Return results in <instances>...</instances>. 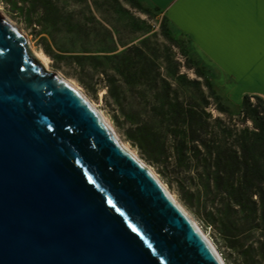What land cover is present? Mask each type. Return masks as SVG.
Wrapping results in <instances>:
<instances>
[{
	"label": "water",
	"instance_id": "water-1",
	"mask_svg": "<svg viewBox=\"0 0 264 264\" xmlns=\"http://www.w3.org/2000/svg\"><path fill=\"white\" fill-rule=\"evenodd\" d=\"M0 264H224L155 175L1 13Z\"/></svg>",
	"mask_w": 264,
	"mask_h": 264
},
{
	"label": "trees",
	"instance_id": "trees-1",
	"mask_svg": "<svg viewBox=\"0 0 264 264\" xmlns=\"http://www.w3.org/2000/svg\"><path fill=\"white\" fill-rule=\"evenodd\" d=\"M30 1L55 16L53 0ZM128 61L121 73L150 111L145 119L128 115L132 144L190 193L243 264H264V99L246 95L239 120L214 119L210 108L217 94L202 68L195 72L203 84L186 74L173 83L153 74L148 63Z\"/></svg>",
	"mask_w": 264,
	"mask_h": 264
},
{
	"label": "rangeland",
	"instance_id": "rangeland-1",
	"mask_svg": "<svg viewBox=\"0 0 264 264\" xmlns=\"http://www.w3.org/2000/svg\"><path fill=\"white\" fill-rule=\"evenodd\" d=\"M17 1L0 0V13L26 37L34 54L37 51L48 58L47 70L107 116L121 140L159 175L196 220L226 264H243L242 255L229 247L217 227H211L190 193L148 161L127 135L129 114L136 113L141 119L150 115L148 105L130 90L121 73L128 60L148 63L153 74L173 83L176 76L186 74L203 84L195 72L199 67L212 82V72L190 53L188 40L172 31L163 13L147 0H53L54 17L30 0ZM213 86L217 94L210 108L214 119L225 121L233 116L239 120L242 102H232ZM204 91L209 94L205 87ZM252 103L257 105V100L252 98ZM246 126L253 128L249 121Z\"/></svg>",
	"mask_w": 264,
	"mask_h": 264
},
{
	"label": "crops",
	"instance_id": "crops-1",
	"mask_svg": "<svg viewBox=\"0 0 264 264\" xmlns=\"http://www.w3.org/2000/svg\"><path fill=\"white\" fill-rule=\"evenodd\" d=\"M234 103L264 99V0H147Z\"/></svg>",
	"mask_w": 264,
	"mask_h": 264
},
{
	"label": "bare ground",
	"instance_id": "bare-ground-1",
	"mask_svg": "<svg viewBox=\"0 0 264 264\" xmlns=\"http://www.w3.org/2000/svg\"><path fill=\"white\" fill-rule=\"evenodd\" d=\"M30 44V43H29ZM31 48H32V45H30ZM35 52V51H34ZM35 56L37 57V59H39V61H41L43 63V65L45 66V68H49V65H48V58L40 53V52H35ZM65 83H67L66 81H64ZM70 82V81H69ZM92 106L97 109V107L92 103ZM98 110V109H97ZM99 114L100 116L102 117V119L108 124L110 125V127L112 128L113 132L115 133V135L117 136V138L119 139V141L121 142V144L125 147V149H127V151H129L130 153H132L133 155H135L137 157V155L135 154V151L127 144L124 143V141L121 140V138L119 137V135L117 134L115 128L113 127L114 125H112V123L107 119V116H105L101 111H99ZM138 158V157H137ZM139 159V158H138ZM139 161L145 166L147 167L152 173L153 175H155V177L161 182V184L164 186V188L166 189V191L178 202L177 198H175V195H173V193L170 191V189L167 187V185L161 180V178L159 177V175L149 166L147 165L143 160H140ZM179 205L185 210V208L183 207V205H181L179 203ZM185 212L189 215V217H191V219L194 221V223L197 225L198 229L201 231V233L210 241V243L214 246V248L217 250L216 246L214 245V243L211 241V239L207 236V234L204 232V230H202V228L198 225V223L196 222V220L191 216V214H189V212H187V210H185ZM217 252L219 253V251L217 250ZM219 255L221 256V254L219 253ZM222 258V256H221ZM224 264L225 261L224 259L222 258Z\"/></svg>",
	"mask_w": 264,
	"mask_h": 264
},
{
	"label": "snow or ice",
	"instance_id": "snow-or-ice-1",
	"mask_svg": "<svg viewBox=\"0 0 264 264\" xmlns=\"http://www.w3.org/2000/svg\"><path fill=\"white\" fill-rule=\"evenodd\" d=\"M88 179H89V181H91L92 178L89 177ZM108 204H109V205H112L113 208H116V205L113 203L112 199H109V200H108ZM116 210L119 211L118 208H116ZM121 215H124V214L121 213ZM128 226L131 228V231H132L133 233H136L137 235H140V234H141V233H140V230L137 228V226H136L135 224L129 223Z\"/></svg>",
	"mask_w": 264,
	"mask_h": 264
}]
</instances>
